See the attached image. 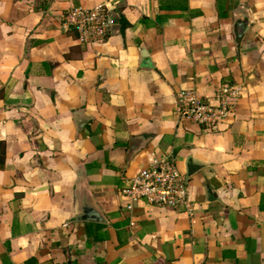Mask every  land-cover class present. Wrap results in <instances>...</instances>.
<instances>
[{"label":"crops","instance_id":"crops-1","mask_svg":"<svg viewBox=\"0 0 264 264\" xmlns=\"http://www.w3.org/2000/svg\"><path fill=\"white\" fill-rule=\"evenodd\" d=\"M96 5L115 24L81 44L64 16ZM222 85L216 130L176 124ZM0 146V264H264V0H0ZM162 157L203 166L190 207L128 208Z\"/></svg>","mask_w":264,"mask_h":264},{"label":"built area","instance_id":"built-area-1","mask_svg":"<svg viewBox=\"0 0 264 264\" xmlns=\"http://www.w3.org/2000/svg\"><path fill=\"white\" fill-rule=\"evenodd\" d=\"M64 24L76 33L81 44H90L107 40L115 19L109 7L96 5L70 9L64 16ZM236 98V91L229 85L219 87L213 100L200 97L193 90L180 91L174 111L176 124L192 123L203 131H214L230 116ZM121 194L128 200V208L141 201L174 210L190 207L186 177L169 157L155 159L140 168L126 181Z\"/></svg>","mask_w":264,"mask_h":264},{"label":"water","instance_id":"water-1","mask_svg":"<svg viewBox=\"0 0 264 264\" xmlns=\"http://www.w3.org/2000/svg\"><path fill=\"white\" fill-rule=\"evenodd\" d=\"M238 29L241 30V32H244L246 29V26L243 23L238 24ZM133 150L131 149L129 151V155H131ZM203 166L198 163H194L191 158H188L186 163V180H188L192 175H194L196 172H198ZM210 198V195L208 196ZM76 219L80 221H103L104 219L101 217V215L93 209L91 206L85 205L81 211V214H79Z\"/></svg>","mask_w":264,"mask_h":264},{"label":"trees","instance_id":"trees-1","mask_svg":"<svg viewBox=\"0 0 264 264\" xmlns=\"http://www.w3.org/2000/svg\"><path fill=\"white\" fill-rule=\"evenodd\" d=\"M1 147V146H0ZM4 157V149H0V166L3 164Z\"/></svg>","mask_w":264,"mask_h":264}]
</instances>
